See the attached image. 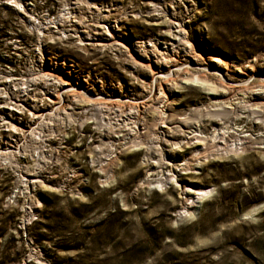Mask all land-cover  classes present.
<instances>
[{
    "label": "rangeland",
    "instance_id": "374dc122",
    "mask_svg": "<svg viewBox=\"0 0 264 264\" xmlns=\"http://www.w3.org/2000/svg\"><path fill=\"white\" fill-rule=\"evenodd\" d=\"M12 1L0 0V66L21 74L20 56L23 59L29 53L33 57V48L40 41L27 19L31 15L27 8L48 25L57 20L63 8L69 7L74 15V0H21L26 17ZM92 1L94 8L79 10L74 19L83 17L85 26L93 27V34L99 32V42L112 33L120 36L125 47L149 38L163 46L173 38L177 26L170 27L168 20L176 14L203 66L214 65L211 59L219 56L243 68L232 72L230 63V71L222 69L228 81L238 82L249 76L247 72L264 75V0ZM154 5L164 9L154 10ZM116 22L119 28L114 26ZM79 24L70 21L66 29H82ZM52 37L43 41L48 55L64 71L54 73L70 82L68 88L85 84L95 94L103 83L107 87L101 94L112 97L121 87L140 90L133 76L136 71L132 73L118 49L85 52L76 45V38ZM143 49H137V56L146 58L151 51L145 54ZM253 59L254 69H247L245 65ZM223 88L228 92L225 98ZM248 89L181 81L171 98L178 110L199 107L202 111L212 100L223 97L227 102L238 101L244 95L247 103L258 107L264 100ZM148 91L142 94L148 95ZM152 102L151 97L147 104ZM77 107L75 112L81 105ZM234 108L239 114L227 120L231 122L207 115L193 124L206 145L212 144L215 133L227 124L241 129H234L238 133L264 131V121L253 117L249 108ZM151 109L148 120L158 122ZM104 114L106 125L89 118L82 126L73 122L61 126L64 134L57 130L40 155L44 157L39 169L43 183L31 190L30 198L25 190L9 200L21 181L18 171L0 159V264H264V153L260 149L245 147L199 163L193 158L205 144L184 143L179 148L171 142L176 138L172 133L166 134L168 142L156 141L154 127L146 133L140 128L143 144L119 147L123 138L117 135L125 131L109 126ZM179 118L176 115L169 125L186 129ZM176 134L185 139L188 132ZM102 142L106 146L98 153ZM152 144L158 150H149ZM215 144L223 146L219 141ZM161 149L167 157L165 163L159 161L164 156ZM170 149L175 152L173 158ZM40 157L36 152L31 156L28 148L24 158L17 155L15 159L20 166L36 165ZM161 176L166 180L159 187L156 180ZM199 188L211 189L200 202L194 194Z\"/></svg>",
    "mask_w": 264,
    "mask_h": 264
},
{
    "label": "bare ground",
    "instance_id": "6f19581e",
    "mask_svg": "<svg viewBox=\"0 0 264 264\" xmlns=\"http://www.w3.org/2000/svg\"><path fill=\"white\" fill-rule=\"evenodd\" d=\"M12 2L18 7V10L21 13L25 12L26 5L21 0H13ZM93 3L94 2L92 0H74V7H72L74 9L73 12L76 14V12H78L81 9L89 11V9L93 7L92 6L94 5ZM160 9L163 10L164 7L154 5V10L158 11ZM81 11L79 12L80 15L82 14ZM71 12L72 11H70L69 7L63 8L62 13H60V16H58L57 20L52 24L47 23L48 25L38 21V16L34 15V13L33 15L32 14L30 16L28 15L27 19L29 21V24L33 26L36 32H38L39 34L38 36V39L40 40L38 41L39 44L43 45L42 40L44 39V37L53 39L54 37L52 36H55V39L57 38L58 40L76 38L77 39L76 45L82 48L83 51L85 52L90 49H97V48L101 50L116 48L121 52L122 56L124 55L126 56L125 61L130 63L131 68L133 69L131 70L132 73L136 71L137 74L133 73V76L135 77L134 79L137 80L136 87L138 86V89L142 91L144 90L146 91V89L149 90L148 91L149 94L148 95L142 94L143 93L142 91L134 88L131 89L129 86H127V87H121L118 90V92H116L115 96L112 97L109 96V94H101L100 91L102 89L105 90L104 88L107 87L103 83L101 85V89L98 90L95 94H92L91 90H89L90 88H88V86H86L85 84H80L68 88L70 86L69 84L70 82L67 83L62 76H59L57 73H53L51 70L52 67L49 66V62L45 64L41 63L38 66V71L36 73V76L39 75L40 77H50L48 78V83L52 85L55 96L52 99H50L48 102H44L43 103L44 107L39 106L37 108L36 111H41L42 113L37 115V112L35 111L28 112L27 116L31 118L32 121L31 123H36V120L39 119L41 121L43 118L47 120V121L44 120L41 123L40 127H38L39 131L36 132V135H34L33 138L31 137L30 139L31 141L27 145L26 150H28L29 148V153L31 154V156H33V153L36 152L37 157L39 159L40 155L44 152V143L47 140V131L57 132V130H60L61 126H64L65 124L68 125L69 123L71 124L72 122L77 123L79 126H82L85 123L84 120L89 118L97 120L99 125H103V124L106 125L105 123L106 121H103L106 116L104 114L105 112L108 117L106 118L109 119V121H107L109 122L108 123L109 126H112L116 129L117 128L124 129L125 131L124 134L117 135L118 138H123V141L118 143L119 147L127 143L129 144L128 145L129 147L131 145L139 146L140 144H143L144 139L142 138L139 139L140 135L143 136V134H140L141 127H143L146 130L145 133L148 132V130L154 131L152 128L154 127V129L157 132V134L154 136L156 138V141L162 140L163 142L166 141L168 142L169 139L166 137V134L172 133L174 136H176V138H174L175 140H172L171 142L173 145H176L179 148L182 147L184 143H189L192 145H196L200 143L201 145H203L206 143V139L203 138L204 136L198 132L200 130L196 131V129L193 128V124L197 120H199V118L205 117L207 115L213 117H219L223 119V121L225 122L227 120L232 119V116L233 118H235L234 116H237L239 113L237 109L234 108V105L242 106L243 108H249L248 110L250 111L253 117L257 119L260 118L262 121H264V101H262L261 103L259 102L260 104L257 103L259 104L257 105L258 107H254V106L252 107L249 103H247L248 99L247 100L244 99L245 98L244 95L240 97L241 99L238 101L230 100L227 102L224 99L225 97H227V93H228L225 88L222 89L223 92L221 93L222 96H224V98L220 97V99L212 100L210 107L209 106L204 107L202 111H200L199 107L186 109V110H178L174 107L175 103L177 102L174 99H172L171 96L174 94V91L176 90V86L181 81L195 85L198 84L212 85L213 83L218 82V84L221 86H225V87L228 86L229 88L238 91L240 90L242 91L244 88L245 89L252 88L250 90L251 91L250 93H252V95H257L264 100V75H253V73L247 72L246 75L249 76L245 78L244 77L240 78L238 82L228 81L227 78H225L224 76L225 74L222 73V69H225L226 71L227 70L230 71V69L232 68L231 69L232 72L235 71L240 72L242 71L243 68L237 67V65L234 64V62L231 61L225 62L219 56H215L211 59L214 65L207 64L203 66L202 63L203 59L200 57L199 54L195 53L191 43L187 38V30L185 24L182 21L178 22L179 18L176 16V14L171 16L170 17L171 19L169 18L168 20L170 27H172L173 24H176L177 26L175 31L172 32L173 38H171L169 43H165L162 46L153 39L149 38L147 41H144V43H138L137 41L136 42L133 41L134 42L133 44L130 43L131 45H129V47H125V45H123V43L121 42L120 36H114V34L111 33V29L109 28L106 30L109 31L111 34H107L108 38H103L101 39V42H99L100 40L99 39L100 34L98 35L99 32L97 33L95 32L93 34L92 33L93 27H90L89 25L85 26V23L82 20L83 17L81 19H78V21L74 19L75 14L73 15L71 14ZM98 12H100L99 14H102L100 8H98ZM26 16L24 13V17ZM70 21L75 22L76 24L80 23L79 25L83 28L79 29V28L71 27L66 29V25ZM114 26L119 28V22H116ZM96 31L98 30L96 29ZM141 46H144L143 53L148 54L150 51L152 53L150 52L151 54L149 53L146 56V58H141L137 56V49L139 47L141 48ZM191 54H193L192 55L193 58L186 57L187 55H191ZM254 61H255L254 59L250 60L249 64L245 65V67L247 69L253 70L255 65ZM230 63H232L231 68L228 66ZM54 72H57V70ZM259 76H260L259 80L258 79L256 80V78H258ZM228 79L231 80L230 77ZM145 80H149V81H145ZM72 84L73 83H71V85ZM156 89H159L160 92H156ZM97 94L99 95L97 96ZM151 97L153 98V102L151 104H147L148 101L151 99ZM86 103L87 105H92L93 108H85V106H87ZM230 104L231 105L234 104V105L231 106ZM77 105H79V107L81 105V108L78 112H75L74 110L78 108ZM212 106L215 107L212 108ZM151 108H153L155 111L153 112L158 115V119H159L158 122L157 121L150 122L148 120L150 119L149 116H151L148 113ZM65 109H70V111H67ZM90 109L91 110L94 109L95 111L90 112ZM18 111H19L18 117L22 118L24 114H27L26 112L28 111V109L24 110L23 108L18 106ZM102 111L105 112L103 113ZM89 112L90 115L87 116ZM61 113L64 115V117L61 116L62 115ZM181 114H183V116H181ZM176 115L177 116L180 115L179 119L183 123V126L187 127L186 129L184 128L180 129L181 127L180 125L179 126L176 125V127L174 125L173 126L169 125L172 119L175 120L174 118L176 117ZM227 122H231V121H227ZM78 125L77 127H79ZM10 126L16 128L14 123H11ZM236 128H237L236 126L232 127L231 125L227 124L221 130L219 129V131L215 133L214 140H212L213 143L209 145L206 144L203 145L202 150L200 147L201 151L197 152V154L194 156L193 159L195 160L197 159V161L199 160L198 162L201 163L209 156L215 154L220 155L224 153L228 154L229 152L232 151L243 150L245 147H256V149H260L264 153L263 131L257 133H251L252 131L250 133H244V132L238 133L237 131L234 130ZM237 130L240 129L237 128ZM61 131L63 134L65 133L64 128L63 130H60V132ZM178 131L188 132L186 138L181 139L177 137L178 134L176 133ZM35 136H37L38 140H36ZM216 141H219L221 144H223V146L221 145L216 146L215 144ZM104 145L106 146V143L104 142L98 145L99 147L98 153L102 151ZM213 145L216 146L215 148L216 150H214ZM154 146L153 144L150 145L148 147L149 150L151 149L158 150V146L157 148L156 146L155 147ZM114 149L116 150V148ZM160 153L161 155L164 156H162L161 160L159 159V161H161L160 163H165L164 159H167V157L162 149L160 150ZM169 154L173 158L175 156L174 150L170 149ZM14 155L15 154L13 153V150L12 151L9 150L0 154V156H3L2 158L0 157L1 160L7 162L8 164H10V166H12L14 169L18 171L20 177L19 179L21 181L20 185L15 186V189L13 190V193L9 197V200H13V198H15L17 194L24 193L25 190L29 193V198H30L32 194L31 190L35 188L38 185V183L39 184L43 183V180L40 178L39 169L41 166L40 162L43 161L44 157L43 158L42 156L40 157L39 164L35 163L36 165H34L33 163L30 165L20 166V164L15 159ZM109 155L111 156V153ZM182 163L183 165H186V162H182ZM182 163H178V165H181ZM167 175H170L169 172ZM146 179L149 180V178ZM165 180L166 177L163 176L158 178L156 180L158 182V186L162 185L165 182ZM22 185H24L23 188L20 187ZM210 190L211 189H202V188L195 189L194 194L196 197L195 196L194 197L197 198L195 200H198L200 202L199 199L203 197L202 195ZM186 192L189 191L186 190Z\"/></svg>",
    "mask_w": 264,
    "mask_h": 264
},
{
    "label": "built area",
    "instance_id": "2783aa9c",
    "mask_svg": "<svg viewBox=\"0 0 264 264\" xmlns=\"http://www.w3.org/2000/svg\"><path fill=\"white\" fill-rule=\"evenodd\" d=\"M27 9L33 15L34 11L31 10L32 8L28 7ZM34 15L36 14L34 13ZM46 45L44 41L43 45L37 41L33 48V57L29 53H25L23 59L20 56L21 61L19 63L21 62V65L17 64L22 69L21 74H15L11 70L0 66V154L13 150L14 157L18 155L24 158L31 137L33 138L36 135V132L39 131L38 127L46 120L43 118L41 121L39 119L36 120V123H31V118L27 116L28 112L32 111L37 112V115L42 113L41 111H36L37 108L39 106L44 107L43 103L48 102L55 96L52 85L48 83V78L50 77L36 76L38 66L41 63L45 64L49 62L53 73L56 70L60 71L62 69L61 67H57V62H53L52 55H48ZM9 57L11 58L12 56L10 55ZM18 106L24 110L28 109L27 114H24L22 118L18 117ZM11 123H14L16 128L11 127ZM55 133L54 131H47L44 149L45 146L49 145L50 140L56 137ZM247 133L250 132L248 131ZM35 138L38 140L37 136Z\"/></svg>",
    "mask_w": 264,
    "mask_h": 264
}]
</instances>
